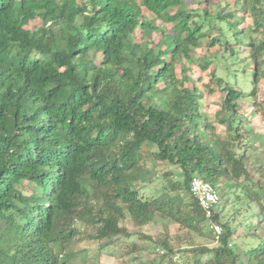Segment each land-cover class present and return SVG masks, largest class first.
<instances>
[{"label":"trees","instance_id":"1","mask_svg":"<svg viewBox=\"0 0 264 264\" xmlns=\"http://www.w3.org/2000/svg\"><path fill=\"white\" fill-rule=\"evenodd\" d=\"M241 2L255 14L248 30ZM37 19L41 24L32 26ZM206 25L218 31L209 44H225L230 58L241 60L235 77L243 74L251 90L219 76L210 56L199 63L200 71L210 70L209 82L190 67L179 71L178 60L194 61ZM249 61L258 67L251 70ZM263 65L264 0H0V264H74L83 254L74 247L81 234L131 238L122 225L127 215L136 227L160 215L190 237L211 239L190 193L193 174L216 185L232 182L235 201L244 195L258 212L238 223L250 239L239 252L232 243L238 226L223 223L217 207L213 219L224 231L214 246L184 249L189 263L264 264V236L256 231L264 222L263 185L247 166L264 134L245 138L252 129L240 104L256 92ZM219 88L226 95L213 121L202 100ZM148 143L159 161L183 172L176 180L165 171L158 195L136 185L151 158ZM155 243L175 252L167 236ZM127 246L141 250L135 241Z\"/></svg>","mask_w":264,"mask_h":264},{"label":"rangeland","instance_id":"2","mask_svg":"<svg viewBox=\"0 0 264 264\" xmlns=\"http://www.w3.org/2000/svg\"><path fill=\"white\" fill-rule=\"evenodd\" d=\"M192 6L188 2V6ZM243 5V2L238 6V8L245 10V12H239L243 15V20L241 27H244L245 30H248L249 27L254 24V13ZM230 8H235V1H233ZM217 11L216 4L212 6V12ZM149 20L152 19V16L147 14ZM41 21L37 19L31 23L32 26L40 25ZM225 26V23H221ZM162 28H165L164 25H161ZM168 30V29H167ZM207 36H202L200 38V46L196 48V52L193 56V62L189 59H184L179 61L178 69L181 71L183 67H190L192 71L200 73L203 76L205 82L210 80V70L207 72L200 71L201 61L204 57L210 56L214 60L213 66L216 67L217 73L219 76L225 78L226 80L234 83L241 84L242 87L247 90L250 89L249 83H245L243 74H240L238 78L235 77L237 69H241L243 63L241 60H235L230 58V53L227 50L225 44L221 45H210V41L213 37L218 35V31L215 28H210L206 25L205 30ZM254 35H258L254 33ZM154 40H159L161 37L160 34L154 32L152 34ZM135 38L138 41L143 43L146 41L147 37L143 34L142 31H138L135 35ZM231 41H234L231 38ZM247 49L240 50V57L246 59L249 54V47ZM250 69L254 70L258 66L256 63L249 61ZM264 70V65L262 67ZM215 86V84H213ZM256 92L252 95H248L241 99L240 104L242 105V113L246 117V129H252L250 133H244L245 138L252 140L255 138L256 134H264V75H261V78L256 86ZM226 95V91L222 88L217 89L214 93L208 94L202 100L203 110L208 115L210 119L215 121L216 112L220 109V105ZM150 96V93H147V97ZM151 102L161 103L162 101L159 98H150ZM218 131L221 133L225 132L223 126H217ZM147 149L150 151V157L146 163V168L142 174L141 179L136 183L137 187L144 195H158L160 194L164 186L167 184L168 180L166 179L164 173L165 171L171 170L174 178L176 180H183V172L179 166L170 165L169 163H164L159 161L154 155L157 147L153 143L147 144ZM247 166L249 167L254 181H260L263 185L262 194H264V146H261L253 150L248 157ZM233 184L226 180H222L218 183V189L221 193V202L218 206L220 213V220L224 223L230 224L232 227L238 226L240 221L244 222L246 218L251 217V213H257V207L252 203L248 204V199L244 195L241 196L240 200L235 201L236 195L233 194V189H229ZM25 193H31V189L24 188ZM186 192H183V195L186 196ZM264 200V199H263ZM240 207L239 210H236V207ZM77 227L82 231L86 232L89 230L83 222L76 221ZM122 225L128 229V231L133 235L131 238L128 237H119L114 241L109 240H89L85 239L83 234L80 237H83L81 241H75L74 247L76 249L82 250L83 254L75 260L74 264H82L86 261L88 264H154L153 261H162L163 264H168L170 257L176 259V264H190L187 255L183 252L184 249L191 248L197 244H205L208 246H214L217 244L216 238H204L198 236H189L186 231L179 228V225L172 222L169 218L158 215L155 220H153L146 227H136L131 218L127 215L122 220ZM245 225L242 224L238 226L236 234L232 236V243L235 246L236 250L241 252L242 249L248 247V242L250 239L245 236ZM258 233H261L264 236V222L259 227V230H256ZM168 237L170 239V246L175 249V252L169 253V249H166L164 246L157 245L155 242L159 238ZM193 240V241H191ZM131 241H135L141 245V250L134 251L132 253L128 252L127 249L130 247L127 246ZM164 250V253L161 252ZM168 253V254H167ZM202 259H207L208 255L198 256ZM192 260L193 258L189 256ZM245 257L242 255L240 261Z\"/></svg>","mask_w":264,"mask_h":264},{"label":"built area","instance_id":"3","mask_svg":"<svg viewBox=\"0 0 264 264\" xmlns=\"http://www.w3.org/2000/svg\"><path fill=\"white\" fill-rule=\"evenodd\" d=\"M190 193L196 197L205 212L209 227L214 232V237L218 241L224 231V227L213 219L221 201V193L218 185L208 181L198 174H193L190 178ZM164 253V250H161Z\"/></svg>","mask_w":264,"mask_h":264}]
</instances>
